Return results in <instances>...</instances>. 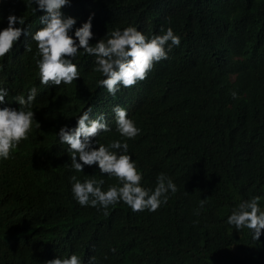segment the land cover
Here are the masks:
<instances>
[{"label":"trees","instance_id":"16d2710c","mask_svg":"<svg viewBox=\"0 0 264 264\" xmlns=\"http://www.w3.org/2000/svg\"><path fill=\"white\" fill-rule=\"evenodd\" d=\"M32 7L29 0H4L0 15L21 16L35 31L39 14ZM63 11L78 25L95 13L93 43L132 24L149 36L172 27L181 44L113 98L97 86L103 77L83 53L75 61L81 78L41 85L36 44L21 37L4 58L0 81L13 95L38 88L33 108L40 127L34 124L12 158L0 162V264H46L73 252L85 264L90 255L99 264H264V230L254 240L251 230L225 222L243 199L259 196L264 209V0H73ZM116 104L142 130L128 144L144 186L154 188L160 172L177 185L155 212L120 203L106 216L72 198V175L103 178L105 189L118 181L94 165L72 169L56 133L75 126L91 105L112 128L98 142L120 139Z\"/></svg>","mask_w":264,"mask_h":264},{"label":"clouds","instance_id":"9594fccd","mask_svg":"<svg viewBox=\"0 0 264 264\" xmlns=\"http://www.w3.org/2000/svg\"><path fill=\"white\" fill-rule=\"evenodd\" d=\"M3 2L0 0V4ZM29 3L33 5V14H39L40 27L35 31L21 16L10 13L5 18L0 15V23L7 21L5 27H0V72L5 70L4 58L24 42L21 37L28 38L36 44L39 83L47 88L70 85L81 78L75 61L83 53L94 58L93 71L103 77L96 81L97 86L115 98L122 88H131L145 80L154 66L168 60L172 49L181 44L180 35L172 27L162 28L149 36L132 24L106 32V39H96L93 43L95 13H90L78 25V17L63 11L72 6L73 0H29ZM12 92L0 81V162L12 158L14 150L29 138L34 124L40 127L33 108L38 88L30 87L26 95H13ZM232 96L235 98L237 93L234 91ZM13 101L17 107L11 106ZM112 114L115 131L121 138L108 144L99 143L97 139L100 134L112 131L107 116L104 112L93 115L91 105L76 117L75 126L64 124L56 133L58 142L68 146L66 152L70 153L72 169L83 172L86 166L94 165L102 177L106 175L118 181L105 189L103 178L81 181L72 175V198L79 206L95 208L106 216L110 208L120 203L133 212H155L178 191L177 185L170 176L160 172L154 188L144 186V174L129 152L128 144V140L135 139L142 130L129 116L127 108L116 104ZM259 200V196L241 200L225 222L236 230H251L253 239L258 240L264 230V209ZM205 203V199L200 200L197 215ZM46 264H85V261L73 252L47 260ZM87 264H99L97 257L88 256Z\"/></svg>","mask_w":264,"mask_h":264},{"label":"rangeland","instance_id":"374dc122","mask_svg":"<svg viewBox=\"0 0 264 264\" xmlns=\"http://www.w3.org/2000/svg\"><path fill=\"white\" fill-rule=\"evenodd\" d=\"M212 264H218L217 262H212Z\"/></svg>","mask_w":264,"mask_h":264}]
</instances>
